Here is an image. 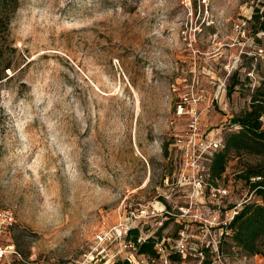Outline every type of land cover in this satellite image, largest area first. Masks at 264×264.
<instances>
[{
    "label": "rangeland",
    "instance_id": "obj_1",
    "mask_svg": "<svg viewBox=\"0 0 264 264\" xmlns=\"http://www.w3.org/2000/svg\"><path fill=\"white\" fill-rule=\"evenodd\" d=\"M263 1L0 5V210L15 214L0 243L25 264H112L119 244L103 259L96 236L143 210L157 240L185 228L220 240L206 264H264L221 234L252 198L238 177L258 159L209 171L214 143L264 91V34L248 23Z\"/></svg>",
    "mask_w": 264,
    "mask_h": 264
},
{
    "label": "trees",
    "instance_id": "obj_2",
    "mask_svg": "<svg viewBox=\"0 0 264 264\" xmlns=\"http://www.w3.org/2000/svg\"><path fill=\"white\" fill-rule=\"evenodd\" d=\"M6 0L0 5L4 6ZM12 11L17 9V0H13ZM262 7L256 8L253 17L248 21L254 30V36L264 34V1ZM1 8V7H0ZM264 40V35H263ZM258 43L263 41L259 38ZM232 125L236 131H229L224 136L221 148L210 158L209 171L212 180L221 179L233 156H251L258 159L256 163H246L239 177L249 186L252 198L239 209L234 219L227 226L228 235L233 243L242 250L246 257H264V91L253 97L250 110L243 115L233 117ZM139 231H132L131 236L137 239ZM157 239L152 238L139 247V252L155 255L154 245ZM112 264H128L126 261H115Z\"/></svg>",
    "mask_w": 264,
    "mask_h": 264
},
{
    "label": "built area",
    "instance_id": "obj_3",
    "mask_svg": "<svg viewBox=\"0 0 264 264\" xmlns=\"http://www.w3.org/2000/svg\"><path fill=\"white\" fill-rule=\"evenodd\" d=\"M177 142L182 144L181 140ZM221 145V143H214L215 148H221ZM239 207H236L232 212L229 224L238 213ZM146 213L147 211L143 210L132 212L128 218L122 220L118 225L113 226L104 233L98 234L96 238L98 239V245L101 247L100 256L105 259V247L113 244H119L117 254L119 256H124L123 260L118 259L116 261H126L128 264H186L189 260H193V264H206L204 259L207 252L218 253V256L221 255L219 249L221 244L220 240H217L214 244L209 243L207 245L203 242L198 243L196 237L190 235L186 228L179 231L177 238L174 240L171 238L158 239L154 245V251H156L155 255L142 254L139 252V247L153 238V236L149 234H143L140 229L141 224L147 223L145 221V218H147ZM14 223V212L10 210H0V236L7 234L9 229L14 226ZM229 224L225 223V227L223 228L225 230L221 232L222 235L229 234L227 231V226ZM203 228L202 233L204 232L206 235H211L210 231L213 228L212 225L208 226L204 224ZM135 230L139 231L137 239H134V237L130 235L131 232ZM115 256L118 257L117 255ZM15 260H18L17 264H25L24 259L15 245L0 243V261L2 264H12ZM209 264H216V262Z\"/></svg>",
    "mask_w": 264,
    "mask_h": 264
}]
</instances>
